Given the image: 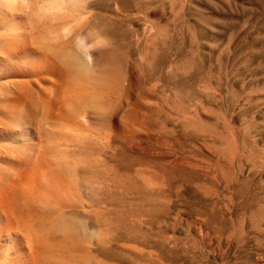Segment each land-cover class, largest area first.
<instances>
[{
    "label": "rangeland",
    "instance_id": "rangeland-1",
    "mask_svg": "<svg viewBox=\"0 0 264 264\" xmlns=\"http://www.w3.org/2000/svg\"><path fill=\"white\" fill-rule=\"evenodd\" d=\"M39 32L84 71L0 102V264H264V0H65Z\"/></svg>",
    "mask_w": 264,
    "mask_h": 264
},
{
    "label": "bare ground",
    "instance_id": "bare-ground-1",
    "mask_svg": "<svg viewBox=\"0 0 264 264\" xmlns=\"http://www.w3.org/2000/svg\"><path fill=\"white\" fill-rule=\"evenodd\" d=\"M64 6H65V0H0V58H3V60L5 61L2 65H0V102L8 103V104L15 106V107L20 106V105H23V106L28 105L29 103L33 102L26 95L27 91L33 86L32 84H30V83H33V80L37 79L36 81H38V80H42L40 78H44V79L52 78L53 82H54V80H55V82H63V79H65V77L68 78L71 76L70 73H69V76L67 75L68 74L67 69L70 70V66L72 65V63H69L67 61V60H69L70 54H69V56L66 55L68 57L67 60L65 58L63 59V55L65 53V50H64V53L61 52L62 56L61 55L60 56L62 58L54 59L53 56L51 57V55L48 53L49 51L47 52L46 51L47 49L43 48L44 47L43 45L48 46V43H49L47 40L48 36L45 37V34H43V32H41V33L39 32V25H41L47 18L52 17L54 14L62 12L64 10ZM65 9H67V8L65 7ZM68 9L66 11H68ZM70 30H71V28H70ZM47 32H48V30H47ZM44 33H45V31H44ZM42 38H44L45 42L43 40H41ZM51 40L56 41L54 39V37ZM52 44H53V42H52ZM57 51L59 52L58 49H57ZM72 52L73 51H71V53ZM55 53H56V51L53 54L55 55ZM66 53H67V51H66ZM87 57H88V55H87ZM55 58H56V56H55ZM71 58H72V56H70V61L72 62ZM76 62H78V61L76 60ZM82 64H84V63H82ZM75 67L77 68V71H79V69H82V72L84 71L83 67L82 68L77 67V65ZM72 68H74L73 65H72ZM76 68H74V69L76 70ZM82 72H80V73H82ZM4 74H7V75H4ZM77 76L78 75H75V77H77ZM9 77H10V79H7ZM25 77L29 78V82L23 84L22 82H24V81H22L18 78H25ZM85 77L86 76H84L83 79H85ZM79 78H81V77H79ZM86 78H88V77H86ZM3 79L4 80L7 79V80L3 81ZM75 79H77V78H75ZM83 82H84V80H83ZM83 82L82 81L77 82L75 87H77V89L78 88H81V89L86 88L85 83H83ZM65 83H67V81ZM65 91H63V93ZM74 94H76V93H74ZM73 97H71V98H73ZM48 100H50V99H48ZM63 101H65V100H63ZM0 127H2V126H0ZM10 133L12 134V132H10ZM7 148H9V147H7ZM46 159H48V158H46ZM43 162L45 163V161H43ZM42 165L44 166V164H42ZM47 166H49V165H47ZM27 167L29 168V166H27ZM32 167H34V166H32ZM24 169H26V167H24ZM26 170H25V172H26ZM37 170L38 171L40 170L39 167ZM22 171L19 172V174L22 173ZM16 172H14V173H16ZM50 172H51V170H50ZM19 174H17V175H19ZM61 177H62V173H61ZM34 181H35V179H34ZM3 188H5V186ZM8 188H9V186H8ZM8 188H6V189L9 190ZM1 189L2 188L0 187V191H1ZM6 189H5V192H6ZM2 191H4V189ZM14 191L15 190L13 189L12 192H14ZM5 192L4 193L0 192V210L6 212V210H5L6 201H5V195H4ZM68 192L70 193V191H68ZM7 193H8V191H7ZM11 194L12 193H10V195ZM6 195H8V194H6ZM69 197H71V196H69ZM8 198L10 199V196H8ZM10 200H8L9 204L7 203V205L11 204ZM13 200H12V202H13ZM12 209H14V206L12 207ZM12 209L10 211H12ZM16 209H18V208H15V210ZM16 211H14V212H16ZM14 212H11V214L13 215ZM12 215H11V217H12ZM13 217H14V215H13ZM4 219H6V218L4 217ZM11 219L12 218H10L9 220H11ZM12 224H13V222L11 223V225ZM18 224H20V223H18ZM8 227L10 228V226H8ZM14 232H16V231H14ZM5 263H6V261H5Z\"/></svg>",
    "mask_w": 264,
    "mask_h": 264
},
{
    "label": "snow or ice",
    "instance_id": "snow-or-ice-1",
    "mask_svg": "<svg viewBox=\"0 0 264 264\" xmlns=\"http://www.w3.org/2000/svg\"><path fill=\"white\" fill-rule=\"evenodd\" d=\"M4 62H5V61L3 60V58H0V65H2ZM2 133H3V130L0 129V134H2Z\"/></svg>",
    "mask_w": 264,
    "mask_h": 264
}]
</instances>
